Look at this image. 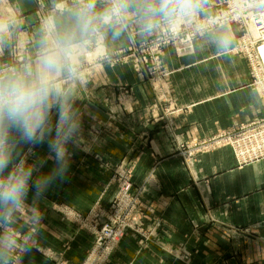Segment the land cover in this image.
<instances>
[{
  "label": "crops",
  "instance_id": "crops-1",
  "mask_svg": "<svg viewBox=\"0 0 264 264\" xmlns=\"http://www.w3.org/2000/svg\"><path fill=\"white\" fill-rule=\"evenodd\" d=\"M219 1L213 0L214 5ZM11 2L22 14L25 36L31 35L44 0ZM230 27L238 43L240 30ZM162 59L169 77L161 106L169 112L160 114L159 128L151 125V88L131 67V48L121 52L114 68L97 69L83 91L84 139L92 143L91 150L74 149L67 182L46 193L42 250L49 253L48 259L34 252L23 264H53L59 253L74 264L82 261L91 240L62 223L49 206L64 202L86 211L97 199L108 203L107 179L88 160L94 152L112 162L130 160L126 170L133 189L143 188L134 219L143 236L152 237L141 245L138 240L144 238L133 233L116 248L109 264H264V159L237 166L226 148L186 166L173 156L170 142L178 136L185 141L209 138L264 115L248 85L247 61L234 51L219 58L208 48H192L189 55L178 57L171 47ZM91 127L97 134L89 138ZM36 151L43 154L47 148ZM51 166L49 161L45 170ZM168 250H176L184 260H175Z\"/></svg>",
  "mask_w": 264,
  "mask_h": 264
},
{
  "label": "clouds",
  "instance_id": "clouds-1",
  "mask_svg": "<svg viewBox=\"0 0 264 264\" xmlns=\"http://www.w3.org/2000/svg\"><path fill=\"white\" fill-rule=\"evenodd\" d=\"M227 5L219 14L213 0H44L25 36L18 7L0 0V264L45 255L42 205L67 182L73 150H91L83 91L97 69L114 68L129 48H164L187 35L194 50L230 57L237 46L230 24L242 12L264 16V0Z\"/></svg>",
  "mask_w": 264,
  "mask_h": 264
},
{
  "label": "rangeland",
  "instance_id": "rangeland-1",
  "mask_svg": "<svg viewBox=\"0 0 264 264\" xmlns=\"http://www.w3.org/2000/svg\"><path fill=\"white\" fill-rule=\"evenodd\" d=\"M221 1V0H220ZM219 1V2H220ZM171 47L174 51V54L178 57H181L183 55H189L191 53L190 49L188 48V51L184 54H180L178 51L179 49L175 47L174 45L165 46L164 48H152V49H144V50H137V49H131V67L134 69L136 73L142 76L148 83V85L151 88L152 93V102L150 105L151 113H152V120L153 123L151 124L153 127H160L158 119L162 117L166 112L169 111L166 110L164 106H161V103L165 101L166 98V90L165 86L167 83V78L169 77L167 68L164 66V61L162 59L163 52L166 48ZM237 46L233 49L234 52L240 54L237 51ZM264 63V59H262ZM248 64V63H247ZM248 77H249V83L248 85L251 86L255 94L258 95L259 100L262 104L263 111H264V105L262 103V97L261 92H259L258 87L254 84V80L250 76V69L248 65ZM163 90H162V89ZM123 95H125L123 93ZM160 116V114H162ZM112 117V116H111ZM258 118H264V115ZM257 119V118H255ZM250 120V119H249ZM242 125V124H241ZM162 129L167 128V125H161ZM240 126V125H239ZM166 129V130H167ZM235 128L232 129H226L217 132L216 134L210 136L209 138L200 139L196 141H185L184 139L179 138H172L170 142H172L173 146L175 147L173 156L177 157L179 160H181L186 166L191 165L192 163H198L199 159H201L204 156L209 155L212 152H216L222 149H230L229 147H226L225 145V139L224 134L232 131ZM165 131V130H164ZM173 132L171 127H169V133ZM88 137L95 136L97 134V130L93 127H91L88 131ZM232 151V150H231ZM233 154V151H232ZM124 160L112 162L108 157H105V154L94 152L88 155V160L91 164L95 165V168L98 173L103 175L105 179H107V192H111V196L109 197V201L107 204H103L100 202L99 199H97L86 211L79 210L75 208L71 204H67L64 202H58V203H52L49 206V212L53 213L58 219L62 221V223L65 224H71L74 226V228L77 231H80L82 233H85L89 237L90 246L88 248V251L90 247L93 245V234L90 232V225H93L94 222V215L100 217L99 219L103 220V223L107 222V218H121L123 217V212L125 209V206H123L124 201L121 200V193L125 190L126 187L125 184L128 182L131 184V173L127 171V165L130 163V160L127 158H123ZM128 162H126V161ZM235 160V159H234ZM161 161H156V164L160 163ZM236 164V161H235ZM253 164V163H252ZM237 165V164H236ZM250 165V164H249ZM238 166V165H237ZM154 174V172L150 173ZM149 174V175H150ZM154 177V176H152ZM128 180V181H127ZM138 189V188H137ZM137 190L129 189L128 190V196L131 199V194L133 195V192L135 193ZM143 193H139L138 198L135 201L136 209L133 211L132 215V221L133 223L137 224L135 222L134 217L136 216L137 210L141 208V198ZM120 200V201H119ZM129 210L131 211V205L128 206ZM52 214V215H53ZM74 216H79L81 219L80 221L74 220ZM141 218V214L138 215ZM87 218V219H86ZM128 223L131 224V214L127 217ZM101 220V222H102ZM140 220V219H139ZM122 222V221H121ZM138 225V224H137ZM139 226V225H138ZM140 234H143L141 231V227L137 228ZM134 232H131V230L127 233L126 237L122 239L120 244L125 239H130L131 235ZM136 235V234H135ZM149 236H145L144 239L138 240V243L141 245H147L152 240V237L150 234ZM154 243V242H153ZM154 245V244H153ZM87 251V253H88ZM45 255L48 257L49 253L47 251H44ZM87 253L83 255V258L85 259ZM169 255H171L175 260L181 259L183 261L184 259L181 258V255L176 250H168L167 252ZM42 254V253H41ZM44 255V254H42ZM44 255V256H45ZM50 257V256H49ZM82 258V262L84 259ZM52 259V258H51ZM53 264H57V262H67L68 264H74L69 259L65 258L61 253L58 255H55L52 259Z\"/></svg>",
  "mask_w": 264,
  "mask_h": 264
},
{
  "label": "built area",
  "instance_id": "built-area-1",
  "mask_svg": "<svg viewBox=\"0 0 264 264\" xmlns=\"http://www.w3.org/2000/svg\"><path fill=\"white\" fill-rule=\"evenodd\" d=\"M227 7V0H221L215 5V10L217 13L223 14ZM230 25H235L240 30L241 35L238 39L237 51L246 59L250 69V76L258 87L259 92H261L264 105V63L260 54L261 49L264 48V16L257 18L250 11L242 12L237 20ZM192 41L193 37L187 35L178 38L170 45H174L179 49L178 52L180 54H184L188 51V48L192 51ZM224 139L226 147L231 148L233 151V156L238 166H246L263 160L264 118H257L236 127L232 131L225 133ZM128 182L124 186L126 187L125 190L121 193V200L124 201L122 203L125 206L123 217L107 218V222L103 223V220L99 219L100 217L97 218L94 215L93 225L89 226L94 242L82 264H109L116 248L130 230L145 238L144 234H140L137 230L140 227L132 221L133 211L136 209L135 201L138 198L136 195L143 193V188H138L135 193L133 192L130 199L128 190L130 188L133 189V183L132 181L130 182L131 184ZM129 205H131V211L128 208ZM130 214L131 224L128 223L127 218ZM73 218L76 221L81 219L79 216H74ZM57 264L68 263L57 262Z\"/></svg>",
  "mask_w": 264,
  "mask_h": 264
},
{
  "label": "bare ground",
  "instance_id": "bare-ground-1",
  "mask_svg": "<svg viewBox=\"0 0 264 264\" xmlns=\"http://www.w3.org/2000/svg\"><path fill=\"white\" fill-rule=\"evenodd\" d=\"M260 54H261V59H264V48L261 49Z\"/></svg>",
  "mask_w": 264,
  "mask_h": 264
}]
</instances>
